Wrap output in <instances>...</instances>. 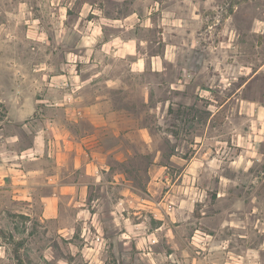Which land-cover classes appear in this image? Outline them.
<instances>
[{
    "label": "rangeland",
    "instance_id": "rangeland-1",
    "mask_svg": "<svg viewBox=\"0 0 264 264\" xmlns=\"http://www.w3.org/2000/svg\"><path fill=\"white\" fill-rule=\"evenodd\" d=\"M99 24L160 69L123 75L135 117L117 213L107 187L83 219H43L36 196L0 188V264H264V0H0V134L48 126L42 74ZM109 54L99 66L129 67Z\"/></svg>",
    "mask_w": 264,
    "mask_h": 264
},
{
    "label": "crops",
    "instance_id": "crops-1",
    "mask_svg": "<svg viewBox=\"0 0 264 264\" xmlns=\"http://www.w3.org/2000/svg\"><path fill=\"white\" fill-rule=\"evenodd\" d=\"M89 27L94 32L93 43L83 45L81 37L74 51L66 52L64 66L42 74V97L32 103L48 105L44 117L48 126L38 128L36 134H0V188H12L15 197L29 203L36 196L43 219L63 218L66 210L73 213L71 219L96 214L92 207L105 187L114 202L111 211L117 213L118 162L132 156L129 145L133 134L128 130L124 134L123 125L135 117L128 105L119 103L123 99L119 92L131 88L123 75L160 72L151 66L153 60L142 54L135 38L119 33L105 35L101 24ZM112 52L130 59L129 67L118 70L111 65L99 66L102 58L106 60ZM143 128L135 130L142 132ZM139 135L148 144L147 137ZM160 153L157 149L147 167L150 191H159L166 178L163 173L167 166L159 162ZM128 181L121 180V184L128 188ZM64 229L74 231L72 225Z\"/></svg>",
    "mask_w": 264,
    "mask_h": 264
}]
</instances>
